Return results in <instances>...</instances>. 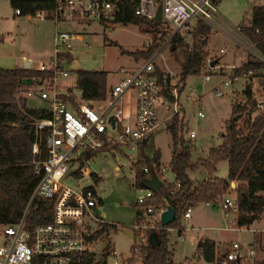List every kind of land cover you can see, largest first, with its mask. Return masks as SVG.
<instances>
[{"label":"built area","instance_id":"2783aa9c","mask_svg":"<svg viewBox=\"0 0 264 264\" xmlns=\"http://www.w3.org/2000/svg\"><path fill=\"white\" fill-rule=\"evenodd\" d=\"M44 1L51 2L52 6L33 14L37 18L49 19L56 24L60 21H72L88 24L98 22L108 25L115 23V18L125 0ZM128 1H135V14L147 20H155V11L160 1L162 22L171 24L176 30L173 34H169V37L167 36L166 42L170 41L175 33L183 35L181 30L193 17L212 26H214L213 23L218 24L216 6L211 0ZM19 15H21L20 9L13 8V16ZM239 30V28L236 29L237 32ZM242 36L246 38L243 34ZM76 40L77 35L73 32L56 30L53 37L52 59L36 68L41 72H52V76L31 79L32 82L40 84L41 88L36 95L45 102V108L51 114L49 118H40L34 122L36 133L39 134L47 129L45 140L47 156L44 160L36 158L31 160L34 172L40 176L32 198L39 196L53 200L51 219L47 223L28 229L25 225L26 214H24L16 223L0 225V264H71L76 254L89 250L92 242H89L87 238L98 231L103 224L109 222L105 220V214L100 212L101 197L96 189L98 183L95 180L100 175L85 165L89 158L81 163L80 156L88 151L99 150L114 156L117 162L116 170L124 165L121 163V158L135 159L132 161L133 168V163L142 158V155L136 158L130 153L137 152L143 142L148 141L161 124L165 120H170L177 112L175 110L171 113V104L177 105L178 81L171 80L168 88L159 81L155 74V55L146 60L143 65L126 71L124 76L109 86L106 98L98 102L97 107L84 101L82 90L74 88L76 82L74 69L77 67L74 63L73 51H76L74 43ZM248 42L237 37L234 40L236 47ZM82 43L84 46L87 45L86 41ZM146 44L149 45V40ZM162 48L163 45L156 54L160 53ZM220 52L224 53L225 48H220ZM68 55H71V59ZM207 65L211 73L204 74L203 81H210L213 75L220 76L219 84L214 89L217 97L223 95V88L229 87L230 91L234 82L242 77L245 79L254 77L255 73L253 69H248L237 74L236 66L231 64L229 74L223 76L221 75L223 65L210 59L207 60ZM59 78L67 81L63 90L59 89L60 85L57 82ZM70 88L73 89L69 91ZM165 91L173 97V102ZM34 93L27 91L26 94L31 96ZM125 95L133 100L131 110H126L129 104L123 100ZM192 95H194L193 92ZM63 96L72 97V101L64 100ZM198 100L200 101L198 96L192 98V102H198ZM262 105V100L256 99L257 108H261ZM159 106L168 113L164 120L160 118ZM197 115L203 117L204 114L198 111ZM194 137H196L195 132L190 130L188 138ZM38 150V144L34 143L32 152L36 154ZM141 169L146 179H150L152 172L160 178V175L170 170V167L169 163H153L152 165L143 163ZM67 176L75 179L77 185L66 184ZM175 185L179 186L178 183ZM152 195L153 190L145 188L144 194L139 195L136 201L140 203ZM196 204L205 206L218 204L223 210H231L234 213L238 211L235 198L227 193L216 195L208 200L199 199L195 204H187L182 213L181 218L183 217L187 224ZM146 215L150 219L154 218L153 206L146 208ZM187 224L183 226L184 230L189 227ZM147 227L154 228V225L134 223L130 230L133 236L134 232L138 234L130 248V255L124 257L111 244L106 263L131 264L129 262L131 255L138 256L140 246L145 242ZM165 228L167 231L174 229L173 227ZM180 239H184V234L180 235ZM213 249L215 260L222 255L225 260L244 261L255 254L253 246L244 248L238 242L218 241L214 243ZM182 263L188 264L185 259Z\"/></svg>","mask_w":264,"mask_h":264},{"label":"rangeland","instance_id":"374dc122","mask_svg":"<svg viewBox=\"0 0 264 264\" xmlns=\"http://www.w3.org/2000/svg\"><path fill=\"white\" fill-rule=\"evenodd\" d=\"M261 4H264V0H218L217 11L221 19L224 20L226 29L222 28L219 23H213L214 26L208 24L211 28L210 32L193 39L191 32L199 22L197 17H193L181 30L182 39L176 46L172 45L171 40L166 42L169 34L171 35L176 31L171 24L163 23L164 32L157 36L160 38L159 48L162 45L163 48L160 53L154 54V64L168 73L174 82L179 80L181 67L187 61L188 53L193 44L198 45L202 40L206 41V44L202 45V50L208 52V57L203 69L199 74L189 75L185 87L182 88V85L177 83L179 91L177 105L171 104V113L177 110L182 116L183 135L191 145V162H196L200 158L204 159L210 147L221 143L220 133L223 132L224 121L231 114V105L245 103L246 97L243 90L248 84L251 85L255 100L264 99V75H261L264 73L254 74V77L247 79L240 78L233 83L230 91L229 87L223 88L224 92L221 97H217L214 93L215 87L219 84L220 76L213 75L210 81H203L204 74L211 73L207 60H214L216 56L221 57L219 61L221 65L224 64L223 62L227 64L223 65L221 69L223 76L229 74V65L231 64H237L235 66L238 68L247 60L262 59L251 42L237 47L234 44L235 37L245 41L241 31L239 30V33L236 29H240L247 23L237 25L250 18L252 5ZM12 11L13 7L8 1H0V36L2 38L0 41V67L21 68L24 61L27 60L31 62V68L36 69L40 64L49 62L54 55L53 37L56 30H67L77 35V40L74 41L77 50L73 51L76 67L86 70H104L107 72L108 81L111 83L117 82L126 71L143 65L147 60L144 58L135 60L132 55L122 52V50L134 52L148 48L146 41L149 40L150 44L151 35L141 31L137 24L113 23L104 25L98 22L88 24L72 21H60L56 24L52 20L40 19L32 14L13 17ZM218 13L216 14L218 15ZM83 41H86L87 45L84 46ZM220 48H225V52L221 53ZM62 80L63 78H59L57 82L62 83ZM19 84L32 92H37L41 88L40 84L36 82ZM59 89L63 90V86H60ZM15 90L20 91L19 88H15ZM197 96L199 99L201 98V101L192 102V98ZM27 106L44 108L45 102L35 94L27 96ZM198 111L203 112V117L197 115ZM159 112L160 118L166 119L168 113L162 106H159ZM169 122L170 120H165L150 136L147 145L140 147L137 152H131L130 155L136 158L142 155L140 162L148 164L151 162L150 159H152L154 150L161 149V162L165 164L170 157L171 149L170 134L166 131ZM190 130L196 134V137L191 140L188 139ZM132 161L135 159L121 158V163L124 165L116 170L117 162L114 156L98 152L89 158L85 164L101 177L96 186L102 200L100 212L105 214L107 222L118 226L116 230H111L100 236L94 243L92 242L89 249L95 254L92 264L102 261L103 254L111 248V244L124 257H128L130 248L137 237V232H134V236L130 237L122 231V229L130 230V227L135 223L138 207L133 204L137 197L145 192L144 188L134 186L135 170L132 168ZM198 163L200 164L198 165ZM198 163H194L193 169H187V174L196 183L204 181L211 175L223 179L228 177L226 160L221 159L214 162L216 169L213 173L201 162ZM164 177L169 180L172 179L171 170H166ZM65 183L70 186L77 185L71 176L65 178ZM234 191L235 188L230 186L227 194L235 198ZM234 216L233 211L228 210L226 212L218 204L210 206L196 204L193 207L192 218L189 219L193 229L188 227L189 231L184 232L185 239H180L177 230L169 231L168 248L173 253L171 258L173 264H183L185 258L188 264H207L199 248V242L205 236L216 241H237L244 248L253 245L255 254L245 259V264H253L255 260L263 258L264 216L249 224L248 229L233 231L222 229L226 226L235 225ZM180 224L182 226L187 224L183 217L180 219ZM131 258H133L131 264H140L138 256L132 254Z\"/></svg>","mask_w":264,"mask_h":264},{"label":"trees","instance_id":"16d2710c","mask_svg":"<svg viewBox=\"0 0 264 264\" xmlns=\"http://www.w3.org/2000/svg\"><path fill=\"white\" fill-rule=\"evenodd\" d=\"M217 5L218 0H212ZM13 8H19L21 15L35 14L37 11L51 8L52 3L44 0H12ZM134 2L125 0L121 11L115 18V23H134L140 26L141 31L150 34L151 40L148 48L136 51L122 50L137 60L139 58L150 59L160 46L158 34L164 32L163 22L147 20L135 14ZM160 5V1L157 6ZM198 24L192 30V38L210 32L208 24L198 20ZM106 25V24H104ZM241 33L256 47L262 56L261 59L248 60L238 68L235 73L253 69L255 75L264 73V4L253 5L251 15L246 25L240 27ZM162 37V35H161ZM181 35L175 33L171 39L176 46L181 41ZM206 41L193 44L188 53L187 61L182 65L178 83L183 87L189 75L201 72L208 52L202 50ZM71 59V55H68ZM259 71V73L257 72ZM257 72V73H256ZM75 89L82 90V99L88 103H98L107 96V72L104 70H86L75 68ZM52 72H41L33 68H3L0 67V225L16 223L26 213L25 225L31 229L35 225L47 223L52 216L53 200L36 196L32 198L40 176L34 172L31 164L33 158L44 160L46 154V133H36L34 122L40 118H49L50 112L44 108H31L27 106L25 96H18L15 84L21 83L23 78L34 80L51 77ZM155 74L162 84L168 85L171 81L168 73H165L158 65H155ZM264 75V74H261ZM73 88H70L71 91ZM264 91V87H263ZM165 94L168 93L165 91ZM243 94L246 101L243 104L231 105V114L224 121L223 132L220 133L221 143L217 147L209 149L206 159L201 164L210 172H213V163L218 160H226L228 177L226 179L210 176L202 182L196 183L187 174L191 166L190 144L183 135V119L179 111L175 112L166 127L170 134L171 158L169 167L174 175V181L162 180L161 186L153 191V195L142 202L135 201L133 205L138 207L135 215V223L154 225L147 227L145 242L140 246L138 258L140 264H173L172 253L168 248L169 231L165 227H173L179 235L184 234V228L180 224L182 213L187 204H195L199 199L208 200L216 195L227 193L230 182H239L235 188V200L238 206L236 224L238 226L249 225L258 218L264 216V99L261 108H257L256 100L252 94L251 85L248 84ZM169 96V95H168ZM173 102V97L169 96ZM64 100L72 101V97L63 96ZM37 143L38 153L32 152L33 144ZM144 141L142 146H146ZM141 146V147H142ZM99 150L83 153L79 161L91 158ZM160 152L154 150L153 158L149 165L159 163ZM141 159L133 163L135 170L134 186L146 188L143 185L146 176L142 172ZM98 183L100 177L95 179ZM178 183L179 186L175 184ZM102 202V200H101ZM154 207V218L146 215V208ZM168 206L175 212V220L165 226L158 215ZM117 224L105 223L102 227L87 238L89 242L96 241L103 234L117 229ZM153 235V238L151 237ZM214 242L204 240L200 246L201 254L207 264H245L243 260H225L223 256L214 259ZM107 252L102 256V261L96 264H107ZM95 254L85 250L76 254L71 264H92ZM133 258L129 259L131 263ZM39 262L38 260H36ZM34 262V263H37ZM253 264H264V257L257 259Z\"/></svg>","mask_w":264,"mask_h":264},{"label":"crops","instance_id":"0c3cea01","mask_svg":"<svg viewBox=\"0 0 264 264\" xmlns=\"http://www.w3.org/2000/svg\"><path fill=\"white\" fill-rule=\"evenodd\" d=\"M1 1V0H0ZM7 1V0H6ZM9 2V4L11 5V2L10 1H8ZM216 6V11H217V5H215ZM253 6V5H252ZM251 6V7H252ZM216 13H218V11L216 12ZM250 15H251V8H250ZM12 16H13V11H12ZM13 17H15V16H13ZM216 19H217V21H218V23H219V25L222 27V28H227L225 25V23H224V20L223 19H221V17H220V15H219V13H218V15L216 14ZM248 21H249V19H247V21H244V22H242V23H239L237 26H239V25H241V24H244V23H248ZM213 28V27H212ZM246 40L245 41H249L247 38H245ZM250 42V41H249ZM252 44V43H251ZM76 50H77V47H76ZM221 60V57L220 56H216L215 58H214V62L216 61V62H219ZM248 61V60H247ZM224 64H222V65H227V64H225V62H223ZM219 64H221L220 62H219ZM234 65H237V64H234ZM23 68V67H22ZM58 81V80H57ZM63 82L62 83H58L60 86H63V88H64V86H66V80L65 79H63L62 80ZM21 83H22V81H21ZM32 83V82H31ZM24 84V83H23ZM113 83H111V82H109L108 81V76H107V85L108 86H111ZM15 88H19L20 89V91H16V94L18 95V96H25L26 97V99H27V94H25V93H27V91H29L28 89H27V87H23V86H21L19 83H17V84H15ZM36 94V92L33 94V95H35ZM37 96V95H36ZM41 100V99H40ZM123 100H124V102L125 103H128L129 105L126 107V110H131L132 108H133V100L131 99V97L130 96H128V95H125L124 97H123ZM200 101H201V98H200ZM92 105H94V106H98L99 104L98 103H93ZM228 119V118H227ZM223 125H224V123H223ZM189 140H191L190 138H188ZM222 139V138H221ZM148 142V141H147ZM190 144V143H189ZM171 145V144H170ZM218 146V145H217ZM217 146H212V147H217ZM212 147H210V148H212ZM190 148H191V145H190ZM209 148V149H210ZM157 150V149H156ZM159 152H160V159H159V163L160 164H162V151H161V149H159ZM208 152H209V150H208ZM208 152H207V155H206V157L204 158V159H206L207 158V156H208ZM152 158H153V156H151ZM170 158H171V149H170V157H169V159L167 160V162L166 163H169V161H170ZM139 159H141V158H139ZM204 159H199V160H197L196 162H191V166H190V168L191 169H193V166H194V163H198V162H201L202 160H204ZM150 160H152V159H150ZM165 163V164H166ZM146 164V163H145ZM200 163H198V165H199ZM149 165V164H148ZM216 168H215V163H213V172H214V170H215ZM212 172V173H213ZM211 173V174H212ZM212 176V175H211ZM208 177H210V176H208ZM207 177V178H208ZM160 178H161V180H166V181H169V182H172L173 180H174V176L172 177V179H168V178H166V177H164V173H162L161 175H160ZM238 184H239V182L238 181H236V180H233V181H231L230 182V186L232 187H234V188H236L237 186H238ZM236 186V187H235ZM102 203V202H101ZM226 212L228 211V210H225ZM193 214V213H192ZM191 218H192V215H191ZM234 226H226V227H224V228H222V229H224V230H228V231H233V230H244V229H248L249 227H248V225H244V226H238L237 224H236V214H235V216H234ZM187 226H189V229H193V227L190 225V223L188 222V224H187ZM186 228V227H185ZM187 231H189L188 230V228L187 229H185L184 230V232H187ZM184 239H185V237H184ZM212 240L213 242H218V241H225V242H233V241H229V240H218V241H216V240H214V239H212V238H210L209 236H205V237H203V239L199 242V248H200V246H201V244H202V242L204 241V240ZM98 240V239H97ZM234 242H237V241H234ZM94 243V242H93ZM239 243V242H238ZM251 246H253V245H251ZM172 253V252H171ZM173 254V253H172ZM186 259V258H185Z\"/></svg>","mask_w":264,"mask_h":264},{"label":"water","instance_id":"95a60500","mask_svg":"<svg viewBox=\"0 0 264 264\" xmlns=\"http://www.w3.org/2000/svg\"><path fill=\"white\" fill-rule=\"evenodd\" d=\"M155 21L161 22L162 16H161V6H158L155 11ZM24 69L31 68V62L25 60L23 64ZM32 82L31 78H23L22 83L24 84H30ZM112 119V118H111ZM113 120V119H112ZM162 184V180L154 173H151L150 179H145L143 182V185L146 188H149L153 191H156ZM27 213V210L25 211V214ZM175 220V212L173 208L168 206L165 210H163L160 214V221L163 225H169ZM122 231L127 234L128 236L132 237L133 233L130 230L122 229ZM153 238V235L151 236Z\"/></svg>","mask_w":264,"mask_h":264}]
</instances>
